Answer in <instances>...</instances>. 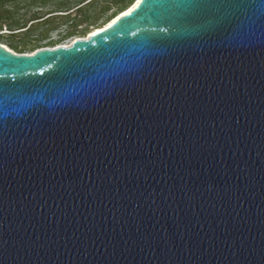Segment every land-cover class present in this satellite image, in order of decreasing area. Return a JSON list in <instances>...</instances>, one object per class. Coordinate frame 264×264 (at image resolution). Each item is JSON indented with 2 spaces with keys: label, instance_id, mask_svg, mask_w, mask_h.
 Here are the masks:
<instances>
[{
  "label": "water",
  "instance_id": "1",
  "mask_svg": "<svg viewBox=\"0 0 264 264\" xmlns=\"http://www.w3.org/2000/svg\"><path fill=\"white\" fill-rule=\"evenodd\" d=\"M0 264H264V0L0 45Z\"/></svg>",
  "mask_w": 264,
  "mask_h": 264
},
{
  "label": "trees",
  "instance_id": "2",
  "mask_svg": "<svg viewBox=\"0 0 264 264\" xmlns=\"http://www.w3.org/2000/svg\"><path fill=\"white\" fill-rule=\"evenodd\" d=\"M125 0H0V19L6 20V28L11 32L9 35L21 34L26 38L37 33L35 42L48 39L51 31L66 26L68 30L65 35L61 36L57 43L67 37L74 35H84L89 27H94L97 23L105 19L114 18V16L130 6L133 0H129L124 5ZM23 2L25 6L36 7L39 10H46V14L37 17L35 14L30 16L28 20L20 22V17H15L18 3ZM128 8V7H127ZM116 9L115 12L113 10ZM109 13V15H108ZM5 14V16H3ZM17 15V14H16ZM78 23H82L84 27L80 32L74 28ZM81 36V37H82ZM30 43L26 41L24 47ZM54 44V43H53ZM56 44V43H55ZM52 47V46H50ZM43 48V47H40Z\"/></svg>",
  "mask_w": 264,
  "mask_h": 264
},
{
  "label": "rangeland",
  "instance_id": "3",
  "mask_svg": "<svg viewBox=\"0 0 264 264\" xmlns=\"http://www.w3.org/2000/svg\"><path fill=\"white\" fill-rule=\"evenodd\" d=\"M128 2H129V0H125L124 5L126 6ZM132 3L134 4V0ZM133 4H131V6ZM17 6H18V8L16 9V13L14 15H15V17H20L21 23L23 22V20H28V18L30 16H32L33 14H35L37 17H41L44 14H46V10H44V9L39 10L36 7H28L27 5L25 6V4L23 2L18 3ZM127 7H129V6H127ZM115 11H116V9L113 10V12H115ZM0 15H2L1 11H0ZM108 15H109V13H108ZM116 15L114 17H116ZM3 16H5V14H3ZM112 19L107 20L106 23L104 22L105 19H102L94 27H89V29L87 30V32L84 33L83 36L82 35H80V37H79V35L70 36V37H67L58 43H57V40H59V38L61 36L65 35L66 31L68 30V28L66 26H63V27H60L56 30L51 31L48 35V39L35 42L38 32H35L33 35H30L27 38L21 34H17L14 36L9 35V33H11V32L8 30V28H6V23H5L6 20L0 19V44L6 46L10 51H12L15 54H25V55L29 54V55H31L34 52H36L40 49H44V48H55L58 46H69L76 39L87 38L91 33L107 26V24ZM83 27H84V25L82 23H78L74 29L76 31L80 32ZM26 41H28L30 44L28 46L24 47L23 44L26 43ZM50 46H52V47H50ZM40 47H43V48H40Z\"/></svg>",
  "mask_w": 264,
  "mask_h": 264
},
{
  "label": "bare ground",
  "instance_id": "4",
  "mask_svg": "<svg viewBox=\"0 0 264 264\" xmlns=\"http://www.w3.org/2000/svg\"><path fill=\"white\" fill-rule=\"evenodd\" d=\"M139 0H134V4L130 7H128V8H126V10H124V11H122L121 13H119L118 15H116V17H114L112 20H110V22L107 24V25H109L111 22H113L116 18H118L119 16H121L122 14H124L125 12H127L128 10H130L137 2H138ZM3 46V45H2ZM3 47H5V46H3ZM64 47H68V46H64ZM6 49H8L7 47H5ZM9 50V49H8ZM12 52V51H11ZM29 55V54H28Z\"/></svg>",
  "mask_w": 264,
  "mask_h": 264
},
{
  "label": "built area",
  "instance_id": "5",
  "mask_svg": "<svg viewBox=\"0 0 264 264\" xmlns=\"http://www.w3.org/2000/svg\"><path fill=\"white\" fill-rule=\"evenodd\" d=\"M1 45V44H0ZM4 46V45H3ZM6 47V46H5Z\"/></svg>",
  "mask_w": 264,
  "mask_h": 264
}]
</instances>
